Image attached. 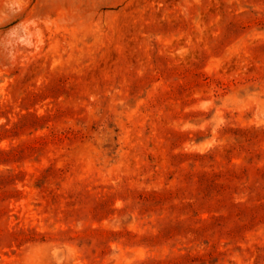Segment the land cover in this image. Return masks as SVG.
Listing matches in <instances>:
<instances>
[{
    "label": "rangeland",
    "instance_id": "obj_1",
    "mask_svg": "<svg viewBox=\"0 0 264 264\" xmlns=\"http://www.w3.org/2000/svg\"><path fill=\"white\" fill-rule=\"evenodd\" d=\"M0 264H264V0H0Z\"/></svg>",
    "mask_w": 264,
    "mask_h": 264
}]
</instances>
